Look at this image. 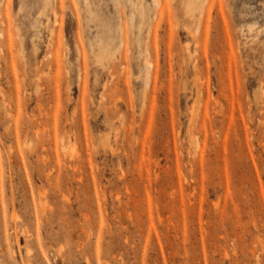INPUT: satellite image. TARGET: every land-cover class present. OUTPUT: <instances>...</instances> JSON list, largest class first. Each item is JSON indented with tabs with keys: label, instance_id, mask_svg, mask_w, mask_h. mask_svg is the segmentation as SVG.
Instances as JSON below:
<instances>
[{
	"label": "rangeland",
	"instance_id": "1",
	"mask_svg": "<svg viewBox=\"0 0 264 264\" xmlns=\"http://www.w3.org/2000/svg\"><path fill=\"white\" fill-rule=\"evenodd\" d=\"M0 264H264V0H0Z\"/></svg>",
	"mask_w": 264,
	"mask_h": 264
},
{
	"label": "bare ground",
	"instance_id": "2",
	"mask_svg": "<svg viewBox=\"0 0 264 264\" xmlns=\"http://www.w3.org/2000/svg\"><path fill=\"white\" fill-rule=\"evenodd\" d=\"M48 2V1H47ZM47 5V4H46ZM47 7V6H46Z\"/></svg>",
	"mask_w": 264,
	"mask_h": 264
}]
</instances>
